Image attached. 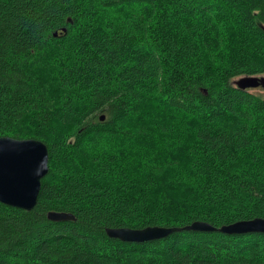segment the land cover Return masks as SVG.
<instances>
[{
  "label": "trees",
  "instance_id": "trees-1",
  "mask_svg": "<svg viewBox=\"0 0 264 264\" xmlns=\"http://www.w3.org/2000/svg\"><path fill=\"white\" fill-rule=\"evenodd\" d=\"M244 77H264V0H0V137L49 151L35 208L0 202V264H264V234L106 233L264 219Z\"/></svg>",
  "mask_w": 264,
  "mask_h": 264
},
{
  "label": "water",
  "instance_id": "water-1",
  "mask_svg": "<svg viewBox=\"0 0 264 264\" xmlns=\"http://www.w3.org/2000/svg\"><path fill=\"white\" fill-rule=\"evenodd\" d=\"M64 31H66L64 29ZM58 34L55 33V37ZM243 91L264 88V77H244L234 82ZM105 116L101 117V121ZM49 173V151L38 140H19L0 137V202L9 207L32 211L37 205L42 180ZM48 218L54 222H72L70 213L50 212ZM220 232L229 235L264 234V219L255 218L216 228L205 222H195L186 227H147L144 229H107L110 238L125 243H145L162 240L174 233Z\"/></svg>",
  "mask_w": 264,
  "mask_h": 264
},
{
  "label": "rangeland",
  "instance_id": "rangeland-1",
  "mask_svg": "<svg viewBox=\"0 0 264 264\" xmlns=\"http://www.w3.org/2000/svg\"><path fill=\"white\" fill-rule=\"evenodd\" d=\"M250 92L251 93L263 94L264 95V89L263 88L251 90Z\"/></svg>",
  "mask_w": 264,
  "mask_h": 264
}]
</instances>
